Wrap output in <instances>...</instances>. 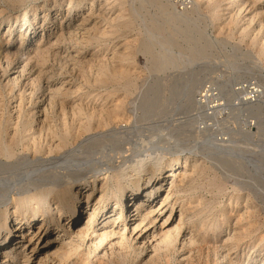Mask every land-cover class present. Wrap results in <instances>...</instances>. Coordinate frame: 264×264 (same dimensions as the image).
Wrapping results in <instances>:
<instances>
[{"label": "rangeland", "instance_id": "374dc122", "mask_svg": "<svg viewBox=\"0 0 264 264\" xmlns=\"http://www.w3.org/2000/svg\"><path fill=\"white\" fill-rule=\"evenodd\" d=\"M232 1L189 0L190 3L184 5L182 0H0V122L6 125L5 139L10 140L11 135L16 134V128L21 129L22 122L26 124V120H29L28 125H32L31 130L27 131L30 133L38 130L43 121L46 126L52 127L51 131H60L64 122L67 125L71 122L74 126L84 122L86 126L87 114L92 112L91 130L85 127L78 136H70L69 144L60 148L59 153H50L51 156L62 154L66 148H74L87 136L113 130L126 123L130 127L123 131V138L132 141L136 132V141L142 138L149 142L151 136V140L154 138V125L157 122L151 125L154 128H149L148 124L153 120L162 121V125H166L164 129H167L170 128L167 125L171 118L180 116L186 119L197 112H204L206 106L193 100L199 92L212 91V86L215 88L212 92L215 95L217 92L223 104L233 105L234 113L221 114L211 121L215 123L219 119L213 124L216 128L211 124L213 128L200 135L201 140L215 149L216 152L212 154L223 155L224 160L215 161V165H212L206 159H200L195 170L197 174L186 167L188 176L184 179L183 187H173L177 198L176 215L168 226L171 227L178 218L181 208L183 230L185 234L191 231L195 235L196 244L185 247L177 244L176 252L166 257L160 256L153 263L147 262V250L132 264H245L252 258L264 260V130L258 135L256 128H250L252 137L249 140L243 137L248 130L247 116L252 115L245 111L240 113L242 91L238 90L248 82L259 85L260 91H263L255 103L264 109V77L260 75L264 71V25L259 36H256L258 28L264 24V0L255 3L252 0ZM238 8L241 11L235 17ZM256 10L263 11L255 19ZM248 18H252L249 25L246 24ZM83 19L84 25H79ZM243 26L246 30H243ZM90 27L95 30L86 31L84 39L78 34L69 33ZM36 45L43 52H34ZM215 98L217 96L212 99ZM118 104L120 110L119 113L116 111V120L103 117ZM98 113L102 122L96 125ZM105 120L107 124H104ZM133 125L136 128H132ZM261 126H264L263 121ZM226 127L231 133L228 131L225 135ZM193 128L183 126L181 131L185 136L178 132L182 143H194L192 140L196 132L193 131L199 129ZM42 131L43 138L48 140L47 135L50 134L47 132L51 131ZM110 134L107 136L110 137ZM55 136L53 139L57 140L58 136ZM98 149L90 148L88 155H93ZM145 150L147 154L155 152L150 147ZM37 152L36 148L27 149L18 144L15 148L17 158L13 161L16 160L14 165L19 164L9 172H20L22 168L39 170L41 164L34 161L40 155ZM185 152L180 154L181 163L162 168L165 188L176 180V171L182 172ZM22 155L29 156L33 165L20 160ZM188 155L187 160H190L191 154ZM81 183V186H86L85 189L91 187L93 190L90 205L100 193L109 204L114 202L112 190L116 184L113 180L100 175L93 187L91 179ZM77 186L78 183L72 188ZM127 193L125 188L123 194ZM158 200L160 195L156 202ZM56 206L61 209L60 213L56 212ZM43 207L52 213L47 228L51 231L49 238H52L54 229H58V220H64L67 209L64 202H57L53 194L47 196ZM133 209L129 203L127 210ZM86 216L83 211L79 219L81 224ZM98 216L100 226L108 223V220ZM163 217L166 218L167 214H163ZM37 220L36 215L32 229L40 225ZM106 228L101 227L99 231ZM229 236L233 239L230 240ZM234 236H238L239 241ZM86 250L87 242L82 245L83 255L79 260L72 258L67 264H80L83 259L85 262L81 264H118L106 258L101 260L103 250L98 249L96 254L89 250L85 254ZM222 253L228 256L222 259ZM88 254L91 255L86 256ZM38 256L33 258L31 264L36 262ZM120 263L124 264L122 261Z\"/></svg>", "mask_w": 264, "mask_h": 264}, {"label": "bare ground", "instance_id": "6f19581e", "mask_svg": "<svg viewBox=\"0 0 264 264\" xmlns=\"http://www.w3.org/2000/svg\"><path fill=\"white\" fill-rule=\"evenodd\" d=\"M182 1L183 2H181L180 0V2L184 5L191 2H189V0L188 2L186 0ZM185 1L186 3H184ZM235 1L236 0H233L232 2ZM252 1L253 3H255L258 0ZM195 3L196 2H194V4ZM241 5V7H243V4ZM240 9L238 8L237 12L234 15L235 17L239 16L241 11ZM257 10L255 11V13L257 14L255 15V19L258 14L260 15V12L263 11ZM181 18L183 17L181 16ZM84 20L85 19H83L79 25H84ZM247 22L248 23L246 24L249 25L252 22V18H250ZM263 25L264 24H261L258 28L256 36L260 33ZM246 27H244L243 30H246ZM93 29L94 28L92 27L86 30H83V28H81L74 30L75 32L69 33L72 35L78 34L77 36L82 39L83 37L85 38L84 33H86V31H93ZM33 49H35L34 52H37V54H39L38 50H40V48H38V45H36V48L34 47ZM164 66L166 67V64ZM260 75L264 77V71L260 73ZM112 76H110V78ZM111 80L112 82H115V80ZM116 82L118 81L116 80ZM242 85L245 89H242V87L238 88V90L242 91L240 92L241 107L239 110L240 113L245 111L247 114L249 113L250 115H252L249 117L247 116V118H249L246 121L248 130L245 131L247 132V134L244 133L245 136H243L249 140V138H251L253 135V133L250 132V128H256L258 135H261L263 133L262 129L264 130V126H261L262 121L264 122V109L260 105L255 103L257 98L262 94L263 90L260 91L261 88L259 85L249 82ZM210 88L212 89V91L215 89L213 88V86ZM212 91L210 90V92L208 93H206V91H202V93L199 92L196 99L193 100L194 103L196 100V103L200 104L201 106H206L207 109L203 106L206 109H204L205 113L200 110L202 113L197 112L196 115L194 113H191L192 115L194 114L193 117L190 116L186 119H181L180 116L171 118V120L169 121V126L167 125V127L170 128L166 127L167 129H164L166 125L164 123L162 125V121L160 123L158 122V120H153V123L151 122V124H148L150 128L152 124L154 125V123L157 122L156 125H154V127H156V131L154 130L153 134L154 138L151 140V136L149 142H147V140L144 141L142 138H139V142L136 141V135L138 134L136 132L135 136L129 132L132 136L135 137L132 141L130 139L127 140V138H123V131L129 129L130 127L126 123L123 126L120 124V126L116 129L113 128V130L104 132L101 131V133L87 136L82 139L81 142L74 148L64 149V146L69 144L70 136H73L74 138L79 135L80 131L83 128H91L90 122L93 119L92 112H90L89 115L87 114V119L85 118L87 121L86 126L84 125V122H82L83 124L78 123L77 126H74L71 122L68 125L64 122L61 124L62 128L60 129V131H51L52 127L48 125L46 126L43 121L40 122L41 124L40 126H38V130L30 133L27 131L31 130L32 125H28L27 123L29 122V120H26L27 125L23 124L22 122L23 126H20L21 129H19L18 127L16 128L17 132L15 135H11L10 140H8L9 138H4L6 134V125H3V123H1L2 121L0 120V158H4L3 160L0 159V264H31L33 258L37 255L39 256L34 264H67L68 261L72 258L79 260L80 255H83L81 254L82 245L85 242H87V250L85 251V254H87V251L89 250H91L92 252L98 251V249L103 250L101 254L99 253L101 260L103 258H106L108 259V261L110 260L111 263L117 262L119 264V262L122 261L124 264H126L129 261L130 264H132L133 262H135L134 260L140 257L144 251L149 250L148 252H146L149 259H146H148L147 262L150 263L160 256L166 257L167 255H171V253L176 252L177 244H179L180 247L196 244L195 235L191 231H188L186 232V236L183 230V212L181 211V208L178 210V218H176L175 222L172 223L171 227H169L168 225L169 223H171L170 220L172 221V219L176 215L177 198L175 197L176 194L173 187H179L180 189L181 187H183L184 179L188 176L186 167L191 168L192 171L196 173V166L199 164L200 159L202 158L206 159L209 164L212 165H215V161L217 162L219 160H224L223 155H213L212 153L216 152L213 146H211L209 143H206V141L201 140L200 136L202 135V133H204L203 135H205V132L207 130L209 131L213 124L217 123L219 119L215 123H212V120L214 121V119H216L223 113L229 115L233 112V105L227 103L223 104V102L220 101V97L217 95V92L215 91V95ZM55 94L57 93L55 92ZM215 96H217V98L212 99ZM119 107L120 104L116 105L115 109L107 112V116L103 117L113 118V120H116L120 110ZM181 109L183 108L181 107ZM116 111H118V113ZM178 114L180 115V113ZM16 117L18 119V116ZM141 119L143 120V117ZM79 122L81 121L79 120ZM100 122H102V118H100L99 116V118L96 119V125L101 124ZM107 122L108 121L105 120L104 124H107ZM211 124L212 126H210ZM183 126H185L186 128L194 127L193 129H199L198 131H193L196 132V137H193L194 140H192V142L194 141L193 144H189L190 142L188 143L187 141V143H182L181 138L178 137V132L179 134L181 132V135H184L182 133ZM213 127L216 128L215 126ZM132 128H136V126L133 125ZM149 128H146V130L149 131ZM44 129L46 132L51 131V133L47 132V134L50 135H47V137L49 138H47L48 140L46 141L42 136V130ZM228 129L229 128H227V132L225 133L223 131L225 135L230 132ZM184 130L188 131L186 129ZM217 131L218 130H216V132ZM258 131H260V134L258 133ZM108 133H111L110 137L107 136ZM55 134L58 136L57 140L53 139ZM149 134L150 133H148V135ZM228 136L230 135L228 134ZM124 139H126L127 141H123ZM102 140H104V143ZM12 142L14 143V145L11 146L10 144ZM101 142L103 143L102 147H100ZM18 144L25 146L27 149L30 148L32 150H35L36 148L38 150L40 155L34 161H38L37 164H41L42 167L39 166V170L36 169V171H34L33 168L31 171V168H22V170L19 169L20 172H18V170L15 173L9 172V169H12V167L16 168V165L19 164L16 163L14 165L16 160L13 161L14 158H17V155L15 154V148ZM125 144L126 146H124ZM62 147H64L63 153L58 154V150ZM99 147L100 149H98ZM147 147L153 148V151L155 152L152 154H147L146 152H144L146 151L145 149H147ZM90 148L98 150L94 152L93 155L89 156L90 154L88 155V153ZM226 148L227 147H225V149ZM185 150L186 152L183 154L185 159L184 161H182L184 164L182 172L181 170L180 172L176 171V175L174 174L176 180H172L170 182V186H166L165 188V176L161 174L162 168L165 166L171 168L179 162L181 163L180 154ZM54 152L58 153L54 156H51L50 153ZM188 154H191L190 160H187L189 157ZM24 155L20 157V160L23 159V161H28V163L30 164L31 161L29 160V156ZM228 161L230 160L228 159ZM32 163L33 161L31 162V164ZM190 171L188 172V174H190ZM100 175H103L104 179L108 178L110 180H113L116 184V187L112 190V193L115 196V200L114 202L109 204L107 200L103 199V195H101L100 193L98 198L90 205L89 198L91 197L93 190L91 187L85 189L86 186H81V182L86 179H91L93 187L95 179ZM77 183L78 186L72 188L73 185ZM125 188L126 191H128L127 194H123ZM183 190L184 189H182V191ZM182 191L176 192L182 193ZM143 192L144 195L141 196ZM51 194L55 196L57 202H64L67 210L65 213L66 215L64 216V220L61 222L58 220V229H54L55 233H52V235L54 236H52V238H49V234L51 233V231L47 228L49 227L52 213L49 209L43 207V203H45L47 196ZM125 195L126 201L124 200ZM158 195H160V200L156 202V198L158 197ZM39 201L41 202L40 204L38 203ZM124 201L126 203H124ZM179 202L181 203V201ZM187 202H189L188 199ZM129 203L134 207V209L131 211L127 210V205ZM88 205H90V207L87 209ZM57 207L58 206L55 207V209L57 210L56 212L60 213L61 209ZM83 211L86 212L87 216L86 220L81 224L79 219ZM163 214H167V217H163ZM36 215L38 216L37 221L38 223L40 222V225H36L34 229H32L33 217H35ZM98 215L108 220V223L106 222L105 225L103 224L100 226V224L97 222ZM101 227L107 228L99 231ZM237 237L236 241L237 239L239 241V238ZM75 238L79 241H77ZM229 239L232 240L233 237L231 236ZM229 248H231V246ZM91 254H88L86 256H89ZM225 256L228 255L222 253V256L220 257H222V259H225ZM119 259H121V261H119ZM124 261H126V263ZM81 262H85L84 259ZM256 262L258 264H264L263 259L262 261H257L255 258L246 261L245 264H256Z\"/></svg>", "mask_w": 264, "mask_h": 264}]
</instances>
